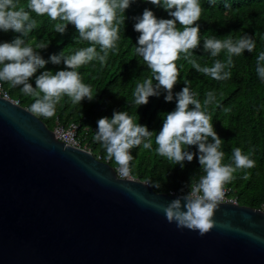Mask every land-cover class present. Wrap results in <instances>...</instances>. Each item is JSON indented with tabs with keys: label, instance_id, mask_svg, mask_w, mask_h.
<instances>
[{
	"label": "water",
	"instance_id": "water-1",
	"mask_svg": "<svg viewBox=\"0 0 264 264\" xmlns=\"http://www.w3.org/2000/svg\"><path fill=\"white\" fill-rule=\"evenodd\" d=\"M179 194L119 177L0 95V264H264V211L223 202L201 236L153 206Z\"/></svg>",
	"mask_w": 264,
	"mask_h": 264
},
{
	"label": "clouds",
	"instance_id": "clouds-1",
	"mask_svg": "<svg viewBox=\"0 0 264 264\" xmlns=\"http://www.w3.org/2000/svg\"><path fill=\"white\" fill-rule=\"evenodd\" d=\"M135 2L136 0H29L28 9L38 16L47 14L52 21H62L55 24L56 33L64 35L71 24L78 32L77 39L92 45L80 48L71 55H65L64 51L59 55H52L51 63H63L65 70H59L55 74L46 70L36 76L48 61L33 47L26 46L23 37L37 27V21L31 18L29 11L18 0H0V30H11L19 34L11 42L0 43V81L8 82L12 87L22 85L24 95L35 97L29 110L46 118L55 115L56 105L63 96H67L74 105H80L84 99L92 101L94 96L91 87L82 82L76 69L93 60L99 61L101 66L105 65L109 52L115 50L116 42L120 39L121 21L117 14L119 12L124 15L125 10ZM146 2L162 7L172 19H158L148 8L144 9L142 16L134 18V30L140 33L135 52L152 73L151 78L137 83L135 87L133 96L136 106L147 105L150 97H159L162 91L166 93V102L173 101V89L180 78L175 62L180 59L181 54H184V59L197 72L222 81L231 78V72L225 69L233 66V55H242L245 50L251 53L255 48L253 38L247 34L236 41L221 40L215 36L204 39L205 52L216 57L222 50H226L227 61L224 63L216 60L212 67L202 68L192 59L194 50L200 46L198 21L202 8L199 0ZM211 2L214 4L215 0ZM225 8H231V4L226 3ZM124 21L125 19L123 23ZM177 22L183 26L182 31L178 30ZM45 40L37 44L38 49L47 48L49 42L46 43ZM256 63L257 74L264 81V52L259 53ZM34 76L35 88L29 83ZM184 84L185 87L175 93V110L166 114L162 128L155 137L158 146L156 152L173 164L180 165L182 169L185 161L190 163L194 157H198L204 175L198 181L191 180L190 184L182 187L180 194L166 205L153 206L162 211L167 221L175 223L177 228L197 231L203 236L215 225L213 217L223 203L224 186L235 179L233 174L237 170L255 167V161L249 155L242 154L240 148H235L234 166L222 163L224 152L220 148L223 141L214 130L211 117L202 110L201 102L195 98L188 83ZM206 96L203 102L205 108L215 101L213 92H208ZM190 105L193 106L191 109ZM97 126L95 141L102 144L107 158L114 160L119 166L120 176L128 177L130 163L134 159L131 149L140 145L146 150L152 149L154 132L149 131L147 126L134 123L126 111H114L111 119L100 118ZM191 146H196L197 151L187 150ZM244 178L247 179V175ZM150 186L155 189L161 187L159 182ZM185 188L188 189L186 192Z\"/></svg>",
	"mask_w": 264,
	"mask_h": 264
},
{
	"label": "trees",
	"instance_id": "trees-1",
	"mask_svg": "<svg viewBox=\"0 0 264 264\" xmlns=\"http://www.w3.org/2000/svg\"><path fill=\"white\" fill-rule=\"evenodd\" d=\"M18 2L29 11L31 18L37 21V27L28 36L23 37L26 46L33 47L44 60L48 61L45 68L39 70L36 76L46 70L53 74L65 70L63 63L60 65L51 63L52 55H59L62 51L65 55H71L80 48L92 46L87 41L77 39L78 32L73 25L69 24L67 32L60 35L55 32V24L62 21H52L47 14L38 16L28 9L29 0ZM199 3L202 8L198 21L200 46L194 50L192 59H195L202 68L212 67L216 60L224 63L227 61L226 50H222L216 57L205 52L204 39L215 36L221 40L236 41L247 34L255 42V48L251 53L245 50L242 55H233V66L225 69L231 72L230 79L217 81L202 72H197L184 59V54H181L180 59L175 62L180 78L173 89V101L166 102L164 99L166 93L162 91L159 97H150L147 105H134L133 93L137 83L152 77L143 59L135 52L140 33L134 30L136 23L134 18L142 16L144 9L148 8L158 19H172L162 7L152 5L146 0H136L125 10L124 15L119 12L117 14L121 21L120 39L116 42L115 50L109 52L105 65L101 66L99 61L93 60L76 69L82 82L91 87L94 99L92 101L84 99L80 105H74L67 96H63L56 105L54 116L39 117L50 128L53 127L56 117L63 124L78 123L83 140L88 142L92 152L99 153L104 158L107 157L106 150L94 139L97 121L102 117L111 119L114 111H126L134 123L147 126L149 131L154 132L152 149L146 150L143 145L131 149L134 157L130 163L131 173L141 180H147L149 184L159 182L161 187L154 188L157 191L175 190L179 193L191 180L198 181L199 177L204 175L198 157H194L190 163L185 161L182 169L180 165H175L158 155L155 137L162 128L166 114L175 110V93L185 87L184 83H188L195 98L201 102L202 110L211 117L210 122L223 141L220 148V151L224 152L222 163L234 166L235 148H240L242 154L249 155V158L255 161V167L237 170L233 174L235 179L226 185L236 191L240 203L256 207L264 200V81L259 78L256 71L257 57L259 53L264 52V0H215L214 4L211 0H199ZM226 3L231 4V8H225ZM177 28L183 30L179 22ZM17 35L19 34L11 30L8 32L0 30V43L11 42ZM43 40L49 42L47 48L38 49L37 44ZM96 48L99 52L98 45ZM2 83L11 97L18 98L21 105L30 109L35 97L24 95L21 91L22 85L12 87L8 82ZM29 83L36 87L35 76ZM208 92L214 93L215 101L205 108L203 102ZM189 107L191 109L193 106ZM187 150L196 152L197 148L191 146ZM109 163L116 165L114 160L109 159ZM245 175L247 179L244 178ZM187 190L185 188V192Z\"/></svg>",
	"mask_w": 264,
	"mask_h": 264
},
{
	"label": "built area",
	"instance_id": "built-area-1",
	"mask_svg": "<svg viewBox=\"0 0 264 264\" xmlns=\"http://www.w3.org/2000/svg\"><path fill=\"white\" fill-rule=\"evenodd\" d=\"M1 67V66H0ZM0 95H2L7 99H11L13 102L20 104L18 98H13L10 96L9 91L3 86L2 81H0ZM53 130V133L56 138L64 141L65 143H68L73 146L82 147L84 149L91 150L89 147L88 142L84 141L82 136L79 133V125L76 122H70L68 124L61 123L58 118L56 117L53 127L51 128ZM92 151V150H91ZM95 157L98 159H101L103 161H106L109 163V159L107 157L102 158L101 154H95ZM114 168L116 170V173L119 177L120 176L118 172L119 166L116 164L114 165ZM129 179H139L137 176L133 175L130 170V174L128 177ZM146 184H149L147 180H143ZM225 195L223 202H232V203H240L239 202V195L236 193V191L229 185H225ZM168 193H177L175 190H169ZM257 209H260L264 211V200L260 201L258 206H256Z\"/></svg>",
	"mask_w": 264,
	"mask_h": 264
}]
</instances>
